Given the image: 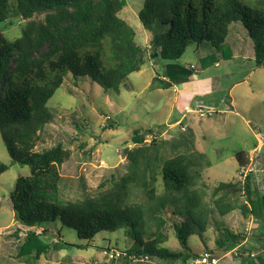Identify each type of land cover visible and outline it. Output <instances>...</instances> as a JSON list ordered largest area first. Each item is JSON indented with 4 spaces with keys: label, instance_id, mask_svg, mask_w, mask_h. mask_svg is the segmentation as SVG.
<instances>
[{
    "label": "trees",
    "instance_id": "1",
    "mask_svg": "<svg viewBox=\"0 0 264 264\" xmlns=\"http://www.w3.org/2000/svg\"><path fill=\"white\" fill-rule=\"evenodd\" d=\"M123 5L124 0H0V137L11 164L29 169L27 176L16 177L8 194L15 224L1 229L0 235L18 240L19 258L36 260L49 245L55 252L90 245L64 241L60 230L48 225L56 222L87 242L100 232L122 230L131 246L117 251L127 263L147 259L188 263L199 256L188 238L202 237L205 231L206 207L197 183L203 165L209 166L203 154L186 149L163 162L155 153L154 139L145 142L152 130L139 135L135 129L132 138L137 146L124 151L126 173L112 175L113 183L94 195L64 201L60 169L70 151L61 143L36 150L41 132L53 119L47 103L67 78L87 79L103 92L118 94L127 77L144 64L134 29L118 15ZM138 20L150 33V58L165 62L153 79L156 88L180 86L197 76L193 66L176 61L192 44L198 50L208 43L220 52L235 23L252 42L255 66L264 67V0H144ZM13 25H19L20 35L9 40L4 30ZM205 58L199 61L203 69L209 66ZM235 158L239 167L247 166L243 151ZM8 168L0 162V175ZM158 176L161 195L156 193ZM211 196L220 216L238 210L244 219L257 221L264 241V190L256 186L252 171L242 181L219 182ZM167 207L180 218L172 223L177 251L143 237L146 223ZM245 239V234L225 230L215 243L224 253L238 247V256L232 259L238 264H264V246L252 257L242 245Z\"/></svg>",
    "mask_w": 264,
    "mask_h": 264
},
{
    "label": "rangeland",
    "instance_id": "2",
    "mask_svg": "<svg viewBox=\"0 0 264 264\" xmlns=\"http://www.w3.org/2000/svg\"><path fill=\"white\" fill-rule=\"evenodd\" d=\"M143 1L124 0L118 14L134 29L135 42L143 51L144 64L140 70L127 77L118 94L103 92L87 79L67 78L47 103L53 119L41 132L36 150L61 143L70 151L69 160L60 169L59 193L61 200L73 201L109 187L113 183L112 175L126 173L124 151L137 146L132 138L134 130L145 135L143 131L150 129L152 134L145 136V142L154 139L155 153L159 152L163 162L173 153L186 149L194 155L203 154L209 161V166L203 165L197 181L206 207L205 231L202 237L188 238L191 249L197 255L208 252L221 257L223 262H231L230 256L215 243L225 230H229L245 234L244 249L258 254L264 246L259 223L253 218L244 219L238 210L220 216L211 194L219 182L242 181L248 171L253 172L258 189L264 190V67L255 66L252 42L241 24L235 23L230 26L220 52L208 43L198 50L192 44L176 61L193 66L197 76L193 75L189 82L180 86L156 88L158 82L153 79L165 62L150 58V33L138 20ZM4 35L9 40L17 38L19 25L6 28ZM204 57H208L203 62L206 60L209 66L203 69L199 61ZM178 143L184 144L178 147ZM238 151H243L248 160L246 167H239L235 158ZM0 162L9 165L0 175L1 230L15 224L8 194L16 177L19 174L27 176L29 169L11 164L1 137ZM155 186L157 195H161L160 176ZM239 201L242 203L241 198ZM157 215L154 221L146 223L144 239L154 240L169 250H179L172 223L180 218L172 215L170 207ZM48 225L54 231L60 230L62 239L68 243L90 245L83 250L67 248L58 252L49 245L38 259L29 261L17 256L18 240L2 234L0 264H191L157 259L127 263L120 256L111 258L109 252L103 251L104 248L125 250L131 246L122 230L100 232L87 242L79 240L72 229L59 222ZM44 242L51 244L49 239Z\"/></svg>",
    "mask_w": 264,
    "mask_h": 264
},
{
    "label": "built area",
    "instance_id": "3",
    "mask_svg": "<svg viewBox=\"0 0 264 264\" xmlns=\"http://www.w3.org/2000/svg\"><path fill=\"white\" fill-rule=\"evenodd\" d=\"M202 113V112H201ZM238 247H235L233 249H231L228 252H225V254L227 256H230V260L234 258H236L238 256ZM254 253H251L250 256H254ZM108 256L112 257H119L121 256L120 252L118 251H111L109 252ZM191 264H238L236 262V260H231V262H223L221 257H217L212 253H208V252H203L202 254H200L198 257H196L195 259H193L191 261Z\"/></svg>",
    "mask_w": 264,
    "mask_h": 264
}]
</instances>
